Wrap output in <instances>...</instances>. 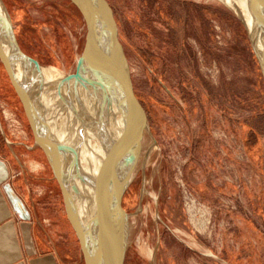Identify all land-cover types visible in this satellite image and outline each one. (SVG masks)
Instances as JSON below:
<instances>
[{
  "label": "rangeland",
  "instance_id": "obj_1",
  "mask_svg": "<svg viewBox=\"0 0 264 264\" xmlns=\"http://www.w3.org/2000/svg\"><path fill=\"white\" fill-rule=\"evenodd\" d=\"M3 2L41 67L29 65L63 98L84 50V17L70 0ZM108 2L150 125L122 198L124 264H264V77L246 22L222 0ZM15 105V127L63 211L57 236H71L82 255L59 183Z\"/></svg>",
  "mask_w": 264,
  "mask_h": 264
},
{
  "label": "water",
  "instance_id": "obj_2",
  "mask_svg": "<svg viewBox=\"0 0 264 264\" xmlns=\"http://www.w3.org/2000/svg\"><path fill=\"white\" fill-rule=\"evenodd\" d=\"M70 1L77 7L86 22L85 46L80 59L87 54L92 37L95 34H102L114 77L109 88V99L112 98L114 91H118L123 96L131 113H134L137 118L133 125L134 134L113 156L99 179L94 181L79 179L66 166L58 145L42 130L39 112L35 107L29 87L24 77L19 75L20 63L18 60H27L40 67L41 65L20 47L3 0H0V11H5L6 15L0 13V60L22 102L35 142L44 152L59 183L67 217L80 242L85 264H124V244L117 243L110 231L112 190L121 176L120 168L129 165L132 169L137 164L143 149L145 135L150 129L149 118L135 93L130 65L119 38L114 10L108 0ZM250 2L256 11L261 33L257 29L249 28L247 24L246 26L264 77V0H250ZM78 71L72 75H77ZM72 191L83 194L84 198L90 202L86 221H83L77 212ZM121 208L126 215L125 209L122 206Z\"/></svg>",
  "mask_w": 264,
  "mask_h": 264
},
{
  "label": "bare ground",
  "instance_id": "obj_3",
  "mask_svg": "<svg viewBox=\"0 0 264 264\" xmlns=\"http://www.w3.org/2000/svg\"><path fill=\"white\" fill-rule=\"evenodd\" d=\"M222 1L237 12L249 28L261 33L250 0ZM0 13L6 15L3 10ZM18 61L19 75L24 77L29 87L39 112L41 128L58 145L68 169L85 181L99 179L113 156L134 134L133 125L137 120L118 91H114L109 99V88L114 77L102 34L92 37L87 54L79 59L78 74L68 75L63 81V84L73 83L68 86L63 98H58L39 79L29 65L33 62ZM91 66H95L93 71ZM82 84L91 88L90 94L82 89ZM135 167L131 169V166L125 165L120 168L121 176L112 190L110 231L121 245L124 244L127 230V222L124 221L126 215L121 208L122 198ZM72 198L80 218L86 221L89 200L75 191H72Z\"/></svg>",
  "mask_w": 264,
  "mask_h": 264
},
{
  "label": "crops",
  "instance_id": "obj_4",
  "mask_svg": "<svg viewBox=\"0 0 264 264\" xmlns=\"http://www.w3.org/2000/svg\"><path fill=\"white\" fill-rule=\"evenodd\" d=\"M17 99L21 104L0 61V264H85L71 236L63 244L57 236L63 211L49 186L52 178L30 157L35 147L15 127Z\"/></svg>",
  "mask_w": 264,
  "mask_h": 264
},
{
  "label": "trees",
  "instance_id": "obj_5",
  "mask_svg": "<svg viewBox=\"0 0 264 264\" xmlns=\"http://www.w3.org/2000/svg\"><path fill=\"white\" fill-rule=\"evenodd\" d=\"M72 5L77 9V7L72 3Z\"/></svg>",
  "mask_w": 264,
  "mask_h": 264
}]
</instances>
